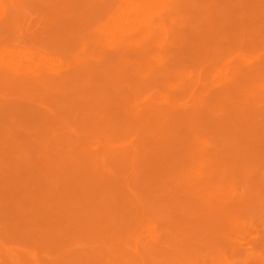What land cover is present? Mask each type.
Segmentation results:
<instances>
[{
    "label": "bare ground",
    "instance_id": "obj_1",
    "mask_svg": "<svg viewBox=\"0 0 264 264\" xmlns=\"http://www.w3.org/2000/svg\"><path fill=\"white\" fill-rule=\"evenodd\" d=\"M264 0H0V264H264Z\"/></svg>",
    "mask_w": 264,
    "mask_h": 264
},
{
    "label": "rangeland",
    "instance_id": "obj_2",
    "mask_svg": "<svg viewBox=\"0 0 264 264\" xmlns=\"http://www.w3.org/2000/svg\"><path fill=\"white\" fill-rule=\"evenodd\" d=\"M264 249V246L263 245H259L257 247V251H260V250H263ZM246 264H263L262 262V259H260L259 257H255V258H252L249 263H246Z\"/></svg>",
    "mask_w": 264,
    "mask_h": 264
}]
</instances>
